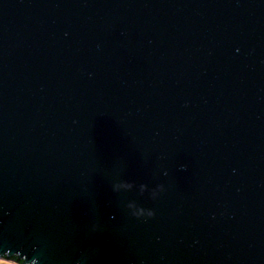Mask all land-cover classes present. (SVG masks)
<instances>
[{
  "label": "water",
  "instance_id": "1",
  "mask_svg": "<svg viewBox=\"0 0 264 264\" xmlns=\"http://www.w3.org/2000/svg\"><path fill=\"white\" fill-rule=\"evenodd\" d=\"M0 258L264 264V0H0Z\"/></svg>",
  "mask_w": 264,
  "mask_h": 264
},
{
  "label": "rangeland",
  "instance_id": "2",
  "mask_svg": "<svg viewBox=\"0 0 264 264\" xmlns=\"http://www.w3.org/2000/svg\"><path fill=\"white\" fill-rule=\"evenodd\" d=\"M0 264H17V263L13 262L12 260H7V259H1L0 258Z\"/></svg>",
  "mask_w": 264,
  "mask_h": 264
},
{
  "label": "trees",
  "instance_id": "3",
  "mask_svg": "<svg viewBox=\"0 0 264 264\" xmlns=\"http://www.w3.org/2000/svg\"><path fill=\"white\" fill-rule=\"evenodd\" d=\"M18 264V263H17Z\"/></svg>",
  "mask_w": 264,
  "mask_h": 264
}]
</instances>
